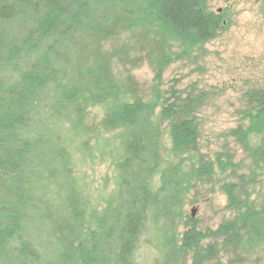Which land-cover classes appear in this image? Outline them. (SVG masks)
I'll return each instance as SVG.
<instances>
[{"label":"trees","instance_id":"16d2710c","mask_svg":"<svg viewBox=\"0 0 264 264\" xmlns=\"http://www.w3.org/2000/svg\"><path fill=\"white\" fill-rule=\"evenodd\" d=\"M116 1L128 27L155 43L156 81L224 28V16L208 11L207 0ZM85 8L81 0H0V264H141L142 241L159 253L154 264H185L190 254L192 264H202L221 245L248 254L264 247V203L236 177L234 156L199 153L197 114L209 93L167 97L155 87L144 100L113 81L70 80L55 52L89 30ZM28 10L40 15L38 26L11 41L5 24ZM175 43L183 49L176 57ZM245 96L249 105L229 134L261 169L264 86ZM90 106L104 109L115 138L96 136L91 144ZM77 156L91 165L111 162L107 196L109 177L94 200L86 196V183L73 172ZM211 182L234 216L203 233L185 208L196 184Z\"/></svg>","mask_w":264,"mask_h":264},{"label":"rangeland","instance_id":"374dc122","mask_svg":"<svg viewBox=\"0 0 264 264\" xmlns=\"http://www.w3.org/2000/svg\"><path fill=\"white\" fill-rule=\"evenodd\" d=\"M68 5L73 0H58ZM86 4L90 27L81 37L68 40L55 54L62 60L72 81H113L125 87L127 95L151 100L155 87L161 94L185 95L205 91L209 98L198 112L200 122L199 153L206 159L220 151L234 156L236 177L242 175L243 185L251 199L264 203V167L253 168L251 159L229 134L238 125L240 111L249 103L245 93L264 86V0H207L210 12L224 16V28L217 36L169 64L160 81L155 78V43L145 41L143 31L131 29L123 21V10L116 0H81ZM94 12V13H93ZM40 22V15L23 11L17 19L5 24L9 39L21 42ZM93 27V29H92ZM151 42H150V41ZM176 43L174 57L182 55ZM104 109L90 106L85 113L91 144L96 136L115 138L117 131L106 128ZM167 146H168V139ZM76 157L75 175L86 183L85 194L94 200L109 177L106 196L113 189L114 169L110 161L95 165L81 162ZM234 177L233 179H236ZM255 179L254 183L249 180ZM218 180L222 179L219 175ZM189 194L186 215L193 226L206 232L215 230L223 221L233 218L227 208V196L218 182L196 184ZM95 204V202H94ZM195 210V214H192ZM212 238L205 239L211 243ZM220 253L202 264H264V247L250 254L239 252L233 246H219ZM159 253L142 241L138 259L141 264H154ZM185 264H192L191 254Z\"/></svg>","mask_w":264,"mask_h":264},{"label":"water","instance_id":"95a60500","mask_svg":"<svg viewBox=\"0 0 264 264\" xmlns=\"http://www.w3.org/2000/svg\"><path fill=\"white\" fill-rule=\"evenodd\" d=\"M192 214H193V215L195 214V210H192Z\"/></svg>","mask_w":264,"mask_h":264}]
</instances>
